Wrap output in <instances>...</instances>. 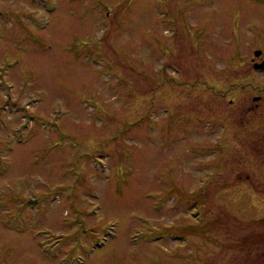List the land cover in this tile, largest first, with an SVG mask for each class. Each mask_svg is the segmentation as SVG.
<instances>
[{"label":"rangeland","instance_id":"374dc122","mask_svg":"<svg viewBox=\"0 0 264 264\" xmlns=\"http://www.w3.org/2000/svg\"><path fill=\"white\" fill-rule=\"evenodd\" d=\"M258 41L264 0H0V264H264Z\"/></svg>","mask_w":264,"mask_h":264},{"label":"flooded vegetation","instance_id":"af4514ba","mask_svg":"<svg viewBox=\"0 0 264 264\" xmlns=\"http://www.w3.org/2000/svg\"><path fill=\"white\" fill-rule=\"evenodd\" d=\"M207 28L206 23L201 26V38ZM243 50L239 49L236 57L233 82L227 89L222 86V95L232 92L233 97L227 100L233 105L234 115L229 120L240 127L239 136L246 138L250 146L264 145V41L246 43Z\"/></svg>","mask_w":264,"mask_h":264},{"label":"water","instance_id":"95a60500","mask_svg":"<svg viewBox=\"0 0 264 264\" xmlns=\"http://www.w3.org/2000/svg\"><path fill=\"white\" fill-rule=\"evenodd\" d=\"M30 202H32V203H33V202H35V200H30Z\"/></svg>","mask_w":264,"mask_h":264}]
</instances>
